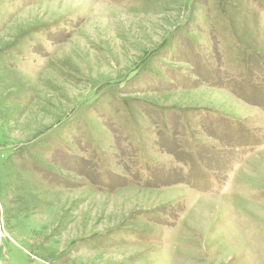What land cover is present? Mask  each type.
I'll return each instance as SVG.
<instances>
[{
    "label": "rangeland",
    "instance_id": "obj_1",
    "mask_svg": "<svg viewBox=\"0 0 264 264\" xmlns=\"http://www.w3.org/2000/svg\"><path fill=\"white\" fill-rule=\"evenodd\" d=\"M1 264H264V0H0Z\"/></svg>",
    "mask_w": 264,
    "mask_h": 264
},
{
    "label": "water",
    "instance_id": "obj_2",
    "mask_svg": "<svg viewBox=\"0 0 264 264\" xmlns=\"http://www.w3.org/2000/svg\"><path fill=\"white\" fill-rule=\"evenodd\" d=\"M1 235H2V226H1V215H0V242H1Z\"/></svg>",
    "mask_w": 264,
    "mask_h": 264
}]
</instances>
